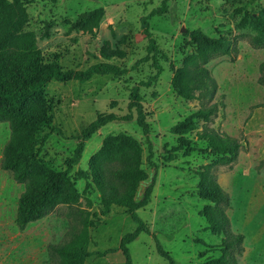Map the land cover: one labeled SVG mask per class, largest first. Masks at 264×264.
Returning <instances> with one entry per match:
<instances>
[{
	"label": "rangeland",
	"instance_id": "374dc122",
	"mask_svg": "<svg viewBox=\"0 0 264 264\" xmlns=\"http://www.w3.org/2000/svg\"><path fill=\"white\" fill-rule=\"evenodd\" d=\"M163 0H34L25 6V31L32 32L42 52L57 57L63 70H82L100 61L98 49L107 41L122 56L111 59L124 70L119 76H94L89 81L49 82L45 86L46 102L51 108L52 124L66 137L75 135L92 121L97 113H126L127 96L132 86L146 81L155 70L150 60L140 61L146 54V38L140 19ZM166 12L147 20L148 31L166 61L157 58L161 67L156 81L149 87H139L142 106L148 114L149 134L144 138L134 125L110 123L95 132L85 142L79 164L73 166L70 178L82 193L79 205L57 206L45 217L18 231L13 224L14 211L22 185L0 169V264H57L48 247L61 244L66 233L77 221V209L95 213L99 223L89 229L88 251L113 253L97 258L91 256L84 264H123L117 250L122 235L131 232L135 224L122 207L112 206L107 216H101L98 193L92 184L75 180L77 169L85 170L88 160L100 147L106 134L124 132L136 139L142 149L141 168L148 172L147 143L152 146L150 161L157 166L150 202L136 211L162 249L177 264H203L219 256L216 248L221 236L206 230L198 212L207 203L196 194L200 167L212 164L215 157L203 153L183 156L171 150L176 136L168 129L203 105L200 101H185L171 90L169 81L173 67L193 53L195 46L187 32L198 30L209 38L222 37L233 42L235 60L214 55L203 66L213 78L216 90L208 104L216 106V114L205 124L219 134L241 140L236 159L229 165H212L216 183L228 196L224 213L232 234H241L242 252L236 264H264V87L257 83L258 65L264 62V48H252L248 36L250 14L264 9V0H166ZM102 8L103 17L93 36L69 30V24L82 12ZM136 64V65H135ZM203 124L185 135L192 138ZM9 134L6 122H0L1 150ZM193 143L203 148L201 142ZM75 142L52 134L46 140L39 158L51 169L64 168V160ZM171 160L166 161L167 156ZM140 188L137 190L139 195ZM85 199L90 202L85 207ZM92 218V217H91ZM132 264H166L154 250L150 236L141 233L128 245Z\"/></svg>",
	"mask_w": 264,
	"mask_h": 264
},
{
	"label": "trees",
	"instance_id": "16d2710c",
	"mask_svg": "<svg viewBox=\"0 0 264 264\" xmlns=\"http://www.w3.org/2000/svg\"><path fill=\"white\" fill-rule=\"evenodd\" d=\"M33 1L0 0V122H6L9 130L7 141L1 150L0 169L9 173L15 183L22 185L13 218L18 231L45 217L57 206L72 208L79 205L82 193L76 190L69 174L72 167L79 164L85 142L99 129L110 123L133 121L140 134L144 138L148 137V114L142 106L139 87H149L156 81L161 71L157 64L158 57L166 61V56L157 49L147 23L149 18L166 12V0H163L158 8L152 9L140 19L142 33L146 38V54L140 61L150 60V65L155 70L154 75L129 89L125 114L97 113L77 134L66 137L52 124L45 86L51 81L85 82L94 76H119L124 70L109 60L121 58L122 53L103 41L98 49L100 61L82 70H63L57 57L52 53L42 52L37 47L34 34L24 30L27 24L25 6ZM102 17L103 10L100 7L82 12L69 24V30L93 36ZM249 26L253 33L248 36V44L252 48H264V9L257 15L250 14ZM186 35L195 46L194 52L185 56L179 67L175 68L169 63V85L172 92L182 100H196L203 105L168 129L170 134L177 137L171 150L181 151L183 156L196 152L215 157L212 164L202 166L194 172L197 177L196 194L199 199L207 202L198 215L204 219L209 233L221 236L216 247L219 256L206 259L203 264H236V256L242 252L243 236L230 232L228 218L224 213L228 206V196L216 183L211 167L216 164L229 166L236 159L241 140L219 134L205 126L216 114V106L208 104L213 98L216 85L203 66L214 55L226 56L233 62L236 48L231 40L209 38L198 30L187 32ZM256 81L264 87V62L258 65ZM196 121L203 124L201 130L194 133L193 139L186 138L185 135L195 129ZM52 134L75 142L72 154L64 160V168L58 171L51 169L39 158L46 140ZM193 141L204 143L205 146L200 148ZM141 154L139 142L130 135L124 132L106 134L101 139L99 149L90 156L87 168L77 169L74 179L89 180L93 185L98 193L101 216H107L112 206H118L125 209L129 219L135 224L131 232L119 239L117 250L123 257V264H132L128 245L141 233L151 237L159 258L166 264H177L136 214L138 209L150 202L157 172V166L150 161L152 146L149 142L146 156L150 166L148 172L141 168ZM170 160L168 155L166 161ZM85 205L86 208L90 206L88 199H85ZM77 214L76 224L66 233L65 240L48 247L49 253L57 258V264H84L93 255L100 258L113 253L111 249L102 252L88 251L89 229L99 221L95 219V213L83 209H77Z\"/></svg>",
	"mask_w": 264,
	"mask_h": 264
}]
</instances>
